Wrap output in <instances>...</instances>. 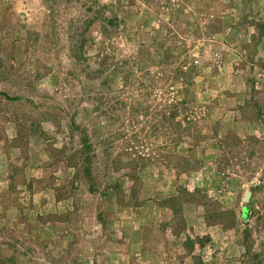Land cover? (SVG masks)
<instances>
[{"label":"rangeland","instance_id":"obj_1","mask_svg":"<svg viewBox=\"0 0 264 264\" xmlns=\"http://www.w3.org/2000/svg\"><path fill=\"white\" fill-rule=\"evenodd\" d=\"M261 25L264 0H0V264H264Z\"/></svg>","mask_w":264,"mask_h":264},{"label":"trees","instance_id":"obj_2","mask_svg":"<svg viewBox=\"0 0 264 264\" xmlns=\"http://www.w3.org/2000/svg\"><path fill=\"white\" fill-rule=\"evenodd\" d=\"M110 24L111 25H113V23L112 22H110ZM115 25V24H114ZM113 25V26H114ZM261 26H264V25H261ZM263 34H264V29H262L261 30V35H260V38H262V36H263ZM83 47H84V44L82 43L81 44V47H80V49H78L77 50V53L79 54V56L77 57V60H79V58H81L82 57V54H83ZM251 92H253V97H256L257 98V92L256 91H254V85L252 84V87H251V90H250V93ZM249 93V94H250ZM11 99H13V100H17V98L15 97V98H11ZM256 102V101H255ZM257 106H259V103L257 104ZM83 147L85 148V149H87V151H88V148H89V145L87 144V142H86V138H84V141H83ZM87 160H88V162H91L92 160H91V158H89V157H87ZM87 172L90 174V169H88L87 168ZM95 189H94V187H93V185H91L90 186V191L91 192H93ZM174 206V205H173ZM172 207V206H171ZM174 208L175 207H173L172 209L174 210ZM247 211H243V217H245L246 215H247ZM187 246L189 247V248H193L194 247V243H192L191 241H188V243H187ZM199 264H201V262L199 263Z\"/></svg>","mask_w":264,"mask_h":264},{"label":"water","instance_id":"obj_3","mask_svg":"<svg viewBox=\"0 0 264 264\" xmlns=\"http://www.w3.org/2000/svg\"><path fill=\"white\" fill-rule=\"evenodd\" d=\"M250 197H251V192L247 191L243 198L244 202H248Z\"/></svg>","mask_w":264,"mask_h":264}]
</instances>
